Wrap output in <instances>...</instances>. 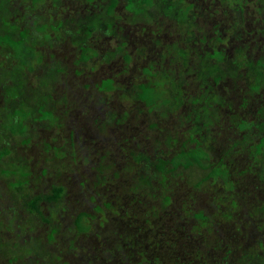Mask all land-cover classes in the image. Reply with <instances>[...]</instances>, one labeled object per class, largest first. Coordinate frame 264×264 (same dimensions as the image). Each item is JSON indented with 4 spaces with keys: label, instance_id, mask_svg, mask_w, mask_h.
<instances>
[{
    "label": "rangeland",
    "instance_id": "1",
    "mask_svg": "<svg viewBox=\"0 0 264 264\" xmlns=\"http://www.w3.org/2000/svg\"><path fill=\"white\" fill-rule=\"evenodd\" d=\"M12 1L0 0V33L17 37L32 16L52 24L89 7L114 33L103 35L104 25L88 39L98 54L76 62L72 36L34 23L32 33H49L33 43L43 51L37 74L61 70L36 78L24 68L18 98L4 96L16 62L0 42V147L9 149L0 158V264H264V147L253 153L264 142V0H237L242 11L225 0H166L173 15L157 0L140 3L141 13L118 0L111 17L109 0H64L59 14L49 0ZM211 12L213 22L196 23ZM177 13L194 19L169 33ZM34 93L50 94L43 105L55 119L39 118ZM21 101L30 115L11 132L10 106ZM197 112L209 122L206 166L167 163L162 173L158 159L200 140ZM219 164L225 177H206ZM55 187L60 195L47 198Z\"/></svg>",
    "mask_w": 264,
    "mask_h": 264
},
{
    "label": "trees",
    "instance_id": "2",
    "mask_svg": "<svg viewBox=\"0 0 264 264\" xmlns=\"http://www.w3.org/2000/svg\"><path fill=\"white\" fill-rule=\"evenodd\" d=\"M23 2V4H25V6L27 5H35L37 3L43 2V0H29V3H26L24 1L26 0H20ZM64 0H49V2L52 3V10H54L55 14H59V12L57 11L58 9L60 10V6L61 3ZM92 1V0H91ZM103 1V0H102ZM126 1V0H124ZM128 2H131L132 5V1H134L133 3L137 4L138 3V9L136 13H141L143 8H140V3H142L143 5L145 4H151V0H127ZM156 1V0H155ZM226 1V5H230L233 6L232 4H235L237 10L242 11V7H238V5L236 4L237 0H225ZM242 1V0H241ZM5 2L8 4V6H12L11 4L13 3L12 0H5ZM118 2V0H109L108 5L106 6V13L110 16H113V9L115 7V4ZM158 3H164L167 6V10L165 11L166 13H168V10H172L173 13L172 15L177 11V9L172 8V6L170 4H168L166 2V0H157ZM3 3V2H2ZM224 2H222L223 4ZM83 4H87V3H83ZM224 4V5H225ZM1 5V4H0ZM39 5V4H38ZM84 5V6H85ZM94 6L97 7V4H95V0H94ZM27 8V7H26ZM74 9V8H73ZM71 10L70 18H65L64 15H60V17L58 16L56 19H53V23L50 25L49 23H47L46 21H39L40 18L36 19V17L32 16V25L30 26H26L24 29H17V26L15 25L16 29H17V37H14L13 34H8L7 32H2L0 33V42H2L3 44L7 45L8 47H10L7 51V54L5 57V61L7 60V62H11L12 60H15V64L11 73L13 75V81L11 82V85H9L8 87L5 86L4 88V96H7L9 94H11L12 92H16V98L19 97L20 93V84L23 80V74H25L24 72V68L27 67V71L31 72L33 71V69L35 68L34 64H40L43 63V51H37L34 46L33 43L34 42H38V43H42L45 39H48V35L49 33L43 32V37L40 38L38 37V34L36 33H32L33 32V26L34 23L38 24V25H44L47 28H50L52 31L55 32V30H57V33L60 30H63L67 36L69 38H71V36L73 37V42L71 43V45L74 46L75 50L78 51L77 55L78 58L76 59V62H80V61H84L86 62V60L88 58H90L92 56V58H94L98 52H99V46H96L94 44H91V42L88 40L91 38V35L93 37L94 33L97 32H101L102 28L106 27V29L104 30V32L102 33L104 35L105 31H107L108 35L114 33V28L112 26V21L110 19V22L107 23V21H102L99 18H95V14L94 11L90 9V7L85 11L84 14H81L80 12H78L77 10ZM96 9V8H95ZM94 9V10H95ZM73 12H76L77 15H75ZM93 12V14H92ZM29 13H25L24 15H28ZM180 14V13H177ZM176 14V15H177ZM256 14L260 15V8L257 7V12ZM30 15V14H29ZM193 16H195V14H193ZM212 16V12L211 15H208L204 21H197L196 23H206V19H208L209 22H213V18H211ZM4 17V16H3ZM111 17V16H110ZM191 19H194L193 17H191V15L189 16ZM188 15L185 14H180L178 16H174L173 19L175 20V23L173 22L174 25H172L171 27V31L169 33L172 32V30L174 28H178V26L180 25H189L190 24V20H189ZM1 21L4 22V18L1 17ZM50 22V21H49ZM219 25V23H218ZM218 25H215V27H213L212 30H214V35L213 37L215 39H217V41H219L220 39V29L222 28V25H219L220 28H218ZM9 28H12V26H14L13 24L8 25ZM74 26H76L77 29H74ZM21 30H23V32H21ZM75 30V31H73ZM158 30V29H157ZM159 29V33H160ZM163 31V30H162ZM21 32L22 35L19 33ZM71 32H74L73 34ZM28 34L30 35V38L28 36ZM98 34V33H97ZM207 35V34H206ZM46 36V37H45ZM209 37V35H207ZM211 37V38H213ZM31 42L30 44L28 42ZM116 50V49H115ZM213 51V57L217 58V59H221L223 58V52L220 49H216V48H212ZM182 53H185V51H181ZM108 54V53H107ZM113 54V52L109 51V54ZM211 54H209L210 56ZM128 56H125V59L127 60ZM258 64L261 65V63L258 61ZM1 66V64H0ZM38 68H35V72L37 71ZM61 70V68H54L52 66L46 68L44 71H41L44 75L48 74L49 76L54 75L55 73L59 72ZM41 74H37L36 72V78H41L42 76ZM41 80V79H40ZM102 82V81H101ZM32 105L34 106V111L35 113L39 114V118L40 119H55L54 114L52 113V109H45L43 105L45 102H47V100H49L50 98V94L46 93L44 95L41 94H35L32 97ZM22 100H25L24 98H22ZM10 114H8L7 118L10 119V124L7 126L8 130L13 132V131H18L21 130V128L24 126L23 125V121L25 120V117L30 115V112L27 110L23 109V105H22V101L20 102V104L15 107H13L12 105L10 106ZM196 122H200L198 123L200 125V128L198 127V138H200V140L197 142L196 137H194V133L196 131V127L193 126L192 127V135L190 136L191 139H193L196 143L195 147L192 149H187V150H180L174 157H172V159L168 162L167 160H163V159H158V163H156L155 167L160 170L162 173L167 172L170 167H167V163H170L171 168L175 169L178 166H182V168L186 169L190 166H198V167H204V165L206 166V160L208 159V153L205 151L204 147L207 146L206 140L207 138H204V136L206 137L207 133H203V131L201 132V128L202 130H206V126L208 127L209 122L206 123L202 118H200L199 113L197 112V116L195 118ZM249 123H244L241 124L240 127H245L250 129ZM2 125V123L0 124ZM203 125V126H202ZM10 132V133H11ZM189 138V137H188ZM264 147V142H260L259 145H257L256 151H254V154H262V150ZM9 151L8 148L5 147H0V158L6 154ZM144 160L149 162V158L147 156H143ZM222 164L216 165L214 167H212L208 173L206 174V177H216V176H223L225 177V171L224 172H220V168H221ZM263 172H264V168H263ZM205 178V176H204ZM263 182H264V177H263ZM61 193V190L59 187H55L54 191L51 195H48L47 198L49 199H55L57 198ZM39 200V197H35L32 198L30 200H28L27 202V206L29 208V212L30 213H34L37 212V201ZM221 215L228 217V212H224L221 213ZM80 218V217H79ZM79 218L75 219V224L78 222L79 223ZM77 227V226H76ZM82 229V225L79 223L78 224V230ZM28 230L29 226H28Z\"/></svg>",
    "mask_w": 264,
    "mask_h": 264
},
{
    "label": "flooded vegetation",
    "instance_id": "3",
    "mask_svg": "<svg viewBox=\"0 0 264 264\" xmlns=\"http://www.w3.org/2000/svg\"><path fill=\"white\" fill-rule=\"evenodd\" d=\"M9 29H16L15 25L12 26V28H9ZM172 100L174 101V103H176L178 101V98L177 97H173Z\"/></svg>",
    "mask_w": 264,
    "mask_h": 264
}]
</instances>
